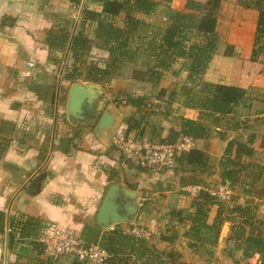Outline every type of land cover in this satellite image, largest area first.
Returning <instances> with one entry per match:
<instances>
[{"label":"crops","instance_id":"0c3cea01","mask_svg":"<svg viewBox=\"0 0 264 264\" xmlns=\"http://www.w3.org/2000/svg\"><path fill=\"white\" fill-rule=\"evenodd\" d=\"M156 1L158 6L151 15L140 16L165 27V4ZM188 1L172 0L169 5L176 11L188 12ZM85 7L98 14L104 12L103 4L93 0H0V133L9 141L0 158V264H85L69 254L53 258L43 253L38 237L50 221L73 229L84 242L106 249L112 230L117 228L124 234L146 239L165 256L175 252L186 264H235L246 260L243 251L234 248L235 221L230 217L237 213L230 209L235 203L251 205L256 217L264 221V197L255 192L244 193L253 177L247 169L242 170L241 185L230 187L229 199L216 194L224 202V221L218 230L208 233L213 242L205 240L196 251L185 234L191 227L189 215L196 211L193 203L200 190L222 192V163L226 162L230 140L238 138L248 143L254 136L255 153L243 158L242 164L244 168L249 161L264 165L263 101H252L262 104L261 113L246 102L237 104L228 113L231 127L223 122L211 127L208 136L195 138L192 150L204 153L207 169L198 165L201 160L197 153L189 163L180 160L182 153L178 154L171 167L130 163L113 144L119 133L161 143L171 131H176L180 132L178 141L184 136L181 131L185 119H200V109L187 107V98L181 91L188 84L190 61L180 58L164 71L158 83L135 78V70H145L146 66L140 61H126L116 78L101 87L95 83L104 92L96 100L95 110H90L96 116L95 127L78 128L75 121L81 118L67 111V95L73 82L64 78L59 64L50 61L46 39L52 29L66 23H74L70 31L75 35L81 29ZM103 17L85 27L93 39L90 53L95 56L91 58H124L126 46L114 36L112 26L104 23ZM258 17V10L242 6L239 0H222L217 23L220 42L204 80L240 87L249 94L252 90L264 92V58L252 60ZM113 20L122 28L125 13ZM151 38L149 32L148 39ZM122 91L143 97L144 103H128L120 95ZM109 107L114 123L98 132L97 124ZM233 123H238L236 128H232ZM111 184L120 185V200L125 199L123 189L127 188L135 193L130 201L138 203L133 219L116 226L97 220ZM256 188H264V176ZM220 208L219 204L211 207L208 223L214 222ZM122 257H110L106 264H130L126 259L129 257L142 262L134 254Z\"/></svg>","mask_w":264,"mask_h":264},{"label":"trees","instance_id":"16d2710c","mask_svg":"<svg viewBox=\"0 0 264 264\" xmlns=\"http://www.w3.org/2000/svg\"><path fill=\"white\" fill-rule=\"evenodd\" d=\"M93 1L101 2L104 12L98 14L87 7L83 8L81 29L75 35L72 36L69 23H66V26L54 28L48 33L46 41L50 48V61L59 64L61 55L67 50L74 59L72 69L64 70L65 79L71 82L80 79L93 83L110 82L116 78L123 63L140 61L146 68L135 70L134 77H144L153 83H158L164 71L169 70L180 58H186L190 61L188 84L182 86L181 91L187 98L185 105L200 109L201 117L199 120L185 119L181 134L191 135L194 138L208 136L211 127L221 125L223 122L231 127L229 124L231 118L228 113L232 112L234 106L246 102L251 107L254 99L261 100L258 99L260 96L250 95L251 92L249 94L246 89L204 80V75L220 42L217 23L222 0H207L202 3L189 0L188 9L190 11L188 12L171 8L169 3L172 0H162L165 4L164 14L168 19L165 27L152 24L140 16L151 15L158 6L156 0ZM239 2L242 6L254 8L259 12L252 54V60L257 61L261 57L264 58V0H239ZM122 12L125 13V22L121 28L115 24L113 19ZM102 15H104V23L112 26L114 36L126 46L124 58L112 57L106 60L86 58L91 51L93 39L86 34L85 27L100 19ZM149 32L152 34L151 39H148ZM194 35L198 39L194 38ZM120 95L125 96L128 103L134 106L144 103L143 97H133L123 91ZM261 102L264 104V99ZM261 112V110L256 111V113ZM237 125L238 123H233L232 128H236ZM179 135L180 132L171 131L167 138L161 140V143H174ZM253 140L254 136H251L248 143H243L238 138L229 141L226 148V162L222 163L224 166L221 174L222 183L231 188L241 185L242 170L247 169L253 177L244 193L253 194L255 192L260 197H264V188H256L257 183L264 176V165L249 161L244 168L242 164L243 158H250L255 153L252 147ZM8 146V139L0 133V158ZM194 153L200 157L201 162L198 165L206 168L207 162L202 152L190 150L182 153L179 159L189 163ZM108 170H111L110 166ZM215 204H219L221 208L214 222L210 224L208 216L211 207ZM193 205L196 211L189 215L192 224L185 235L190 239V246L199 251L203 242L210 240L211 232L221 227L224 221L222 216L224 202L218 195L203 188ZM230 211L237 213V216L230 217L235 221L232 227L235 250L243 251L245 258L260 255L262 264H264V221L256 217L251 205L235 203ZM237 217H239L238 220H236ZM210 241L213 242V239ZM107 250L113 260L127 253L134 254L139 261H142V264H186L175 252L171 251L165 256L146 239L129 236L121 230L111 232Z\"/></svg>","mask_w":264,"mask_h":264},{"label":"built area","instance_id":"2783aa9c","mask_svg":"<svg viewBox=\"0 0 264 264\" xmlns=\"http://www.w3.org/2000/svg\"><path fill=\"white\" fill-rule=\"evenodd\" d=\"M113 144L121 150L130 163L150 168H163L173 166L178 154L194 149L196 141L193 136L184 135L174 143H154L119 133L115 136ZM215 194L227 199L232 194V190L224 185L222 192ZM133 234L137 232L134 231ZM38 241L43 253L53 258L69 254L85 264H106L111 257L106 248L99 244L84 242L76 231L53 221L45 225Z\"/></svg>","mask_w":264,"mask_h":264},{"label":"water","instance_id":"95a60500","mask_svg":"<svg viewBox=\"0 0 264 264\" xmlns=\"http://www.w3.org/2000/svg\"><path fill=\"white\" fill-rule=\"evenodd\" d=\"M98 92H101L94 84L84 85L79 82H73L67 95V111L76 118H83L86 110H95L93 99ZM114 123L112 107L103 112L98 124L97 131L104 132ZM32 187L29 188V193ZM125 201L121 199V189L119 184H111L104 196L100 206L97 220L100 224L107 226L115 223L129 222L137 211L138 203L130 201L135 198V193L123 189Z\"/></svg>","mask_w":264,"mask_h":264},{"label":"rangeland","instance_id":"374dc122","mask_svg":"<svg viewBox=\"0 0 264 264\" xmlns=\"http://www.w3.org/2000/svg\"><path fill=\"white\" fill-rule=\"evenodd\" d=\"M69 27H70V29L71 28H74V23H70V25H69ZM194 38H196V39H198V37L196 36V35H194L193 36ZM92 48V47H91ZM62 57H61V60H60V63H59V67L60 68H62L63 70H71L72 69V63H73V57H72V55L71 54H69V51L67 50L66 51V53H64V54H62L61 55ZM93 56H95L94 54L92 55L91 53H89L88 54V56H86V58L88 59V60H92V58H94ZM92 57V58H91ZM94 60H96V59H94ZM126 71V70H125ZM125 71H124V73H125ZM127 72V71H126ZM128 72H129V70H128ZM131 72V71H130ZM84 80H82V79H80V80H76L75 82H79V83H82V84H84V85H89V84H94L95 85V83H93V82H88V81H84ZM96 84H98L100 87H101V85H104V84H102V83H96ZM100 87H97L101 92H99V94H97L95 97H94V99L92 100L93 101V104H96V100L98 99V98H100L101 96L100 95H102V94H104V92H103V90L100 88ZM251 93L253 94V95H257V96H262V97H264V92L263 93H260V92H256V91H251ZM125 97V96H124ZM262 97H258V99H264V98H262ZM108 102H110V99H108ZM107 104V103H106ZM260 106H262V104H260V103H254V104H252V110H255V111H257V110H260ZM107 110V109H106ZM92 112H90V110H86L85 111V113H84V117L83 118H81L80 120H77L76 119V123H78V125H77V127L79 128V126H81L82 128H85V130H86V128H88V130L90 129V127H95V122H96V116H92L93 114H91ZM86 118H90V120L89 121H87L86 123H82V120H85ZM91 118H93V119H91ZM88 122H90V123H88ZM77 133V132H76ZM227 199H229V198H227ZM117 224H119V223H115V224H111L112 226L113 225H117ZM110 226V225H109ZM115 230H121V229H115ZM112 231H114V230H112ZM264 231V230H263ZM129 236H131V235H129ZM125 257V256H124ZM123 258V257H122ZM127 259V261H130V264H142L141 262H138L137 260H134L133 259V257H129V258H126ZM235 264H262V257L261 256H257V254L254 256V257H252V258H246V260H242V259H240V260H238Z\"/></svg>","mask_w":264,"mask_h":264}]
</instances>
